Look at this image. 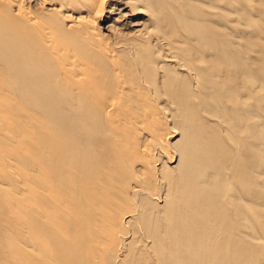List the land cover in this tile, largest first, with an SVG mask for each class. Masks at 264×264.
Listing matches in <instances>:
<instances>
[{
	"label": "bare ground",
	"instance_id": "6f19581e",
	"mask_svg": "<svg viewBox=\"0 0 264 264\" xmlns=\"http://www.w3.org/2000/svg\"><path fill=\"white\" fill-rule=\"evenodd\" d=\"M0 264H264V0H0Z\"/></svg>",
	"mask_w": 264,
	"mask_h": 264
}]
</instances>
